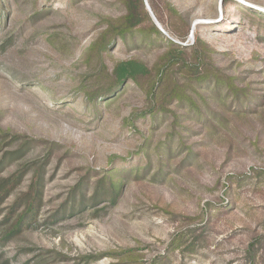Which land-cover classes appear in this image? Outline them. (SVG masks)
I'll use <instances>...</instances> for the list:
<instances>
[{"label":"rangeland","instance_id":"374dc122","mask_svg":"<svg viewBox=\"0 0 264 264\" xmlns=\"http://www.w3.org/2000/svg\"><path fill=\"white\" fill-rule=\"evenodd\" d=\"M144 3L103 64L120 0H0V264H264V0Z\"/></svg>","mask_w":264,"mask_h":264},{"label":"trees","instance_id":"16d2710c","mask_svg":"<svg viewBox=\"0 0 264 264\" xmlns=\"http://www.w3.org/2000/svg\"><path fill=\"white\" fill-rule=\"evenodd\" d=\"M121 4L125 8L124 15L120 16L117 19H113L109 22L108 26L103 30L100 36L94 40L88 49L85 52V57L88 60L96 59L97 62H101L104 64V60L112 54L116 47H118L119 43H123L126 45L128 43V39L135 34L139 33L140 35H152L155 34L157 36L161 35V32L156 27L155 24H152V16L149 14V11L146 10L144 0H120ZM260 16H263L260 14ZM149 26H145V23ZM146 39V37L144 38ZM198 43H194L191 46L180 47V45L174 43L173 41H168V46L170 48H183L187 49H198L200 45V39L197 41ZM205 49V48H203ZM210 50L206 49L204 53H201L197 56V63L199 67L204 69V74H199V69L193 70V68L182 67V69L187 68L188 74L192 76L190 79H195V83L201 84L206 83L210 80L212 73L211 70H208L210 65ZM174 51L169 52L166 56L165 60L170 61L171 63L174 57ZM114 79L111 81L107 88L104 90L98 89L95 92H87L85 94V102L91 106L96 111H100L101 104L106 102L109 105L113 104L118 98V95L122 92V89L125 85L132 82L134 84L139 83V73L135 72L133 74L123 76L121 75L119 68H116L113 73ZM215 78L218 76L215 74ZM219 83V81H217ZM186 89H174L172 90L173 94L169 95V103L173 100L180 102L189 101L192 104V97L186 93ZM235 93L238 94L236 89H233ZM165 92V89H164ZM168 97V96H166ZM187 97H190V100H186ZM199 107V106H198ZM194 107L190 110L193 111ZM163 111L161 110H151L148 113L143 114L146 118L148 116H152V114H158ZM176 119H179L178 117ZM116 177V176H115ZM115 179V178H114Z\"/></svg>","mask_w":264,"mask_h":264},{"label":"water","instance_id":"95a60500","mask_svg":"<svg viewBox=\"0 0 264 264\" xmlns=\"http://www.w3.org/2000/svg\"><path fill=\"white\" fill-rule=\"evenodd\" d=\"M146 3H147V2H146ZM147 7H149V6H148V3H147ZM150 14L152 15V12H151Z\"/></svg>","mask_w":264,"mask_h":264}]
</instances>
